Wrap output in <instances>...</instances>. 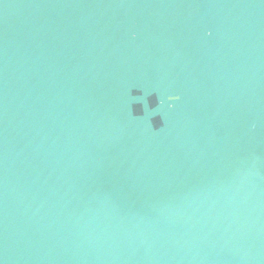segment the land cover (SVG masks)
<instances>
[{"label":"water","instance_id":"water-1","mask_svg":"<svg viewBox=\"0 0 264 264\" xmlns=\"http://www.w3.org/2000/svg\"><path fill=\"white\" fill-rule=\"evenodd\" d=\"M0 264H264V0H0Z\"/></svg>","mask_w":264,"mask_h":264}]
</instances>
